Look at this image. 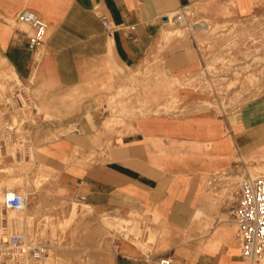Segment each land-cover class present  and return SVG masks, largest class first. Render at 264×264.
<instances>
[{
	"label": "crops",
	"instance_id": "1",
	"mask_svg": "<svg viewBox=\"0 0 264 264\" xmlns=\"http://www.w3.org/2000/svg\"><path fill=\"white\" fill-rule=\"evenodd\" d=\"M23 9L48 24L38 48L29 46L34 28L16 19ZM186 9L213 22L264 19V0H0V61L39 109L33 166L16 173L26 179L25 228L30 239L69 245L55 249L59 264H250L235 223L236 178L264 165V86L234 114L113 118L112 100H125L126 88L137 99L147 68L179 80L202 68L198 37H167L164 19ZM1 171L0 181L11 179ZM9 191L22 193L7 188L0 197ZM74 203L87 210L66 233L58 228V239L43 236L46 219L58 227ZM137 215L164 233L148 253L103 222Z\"/></svg>",
	"mask_w": 264,
	"mask_h": 264
},
{
	"label": "rangeland",
	"instance_id": "2",
	"mask_svg": "<svg viewBox=\"0 0 264 264\" xmlns=\"http://www.w3.org/2000/svg\"><path fill=\"white\" fill-rule=\"evenodd\" d=\"M169 20L172 31L167 35L168 39L177 36L198 37L202 45V68L183 80L169 78L164 70L147 68L141 72L137 99L128 97L134 89L126 88L120 93V96L126 97L125 100H112V111L115 115L119 114L113 117L115 122L117 119L122 122L124 116L148 113L189 114L207 111L222 115L234 114L259 95L264 86V19L254 15L213 22L196 17L190 9H186L171 14ZM11 69L0 61V170L11 178L7 182L0 181V192L14 188L25 193L26 179L16 173L20 166H33L32 138L35 133L32 126L36 124L39 109L27 84ZM6 159H10L11 163H5ZM262 175L264 165H254L247 173L243 172L236 178L237 188L240 179ZM44 182L46 178L42 176L36 184ZM3 195L0 197V241L11 234L32 238L31 230L26 231L25 228L26 209H6L3 206ZM73 208L72 213L66 212L64 221L58 222V227L48 217L42 235L47 236L50 230L51 236L58 239V228L66 233L76 217L87 210L82 203H74ZM31 221L29 218V224H32ZM103 222L116 237L122 236L136 243L146 253L152 249L157 237L164 234L140 215L130 219L104 217ZM46 245L48 258L45 262L59 264L55 249L69 245L59 241ZM162 259H159V264ZM169 261L175 264L172 259ZM30 263L43 264L36 261Z\"/></svg>",
	"mask_w": 264,
	"mask_h": 264
},
{
	"label": "built area",
	"instance_id": "3",
	"mask_svg": "<svg viewBox=\"0 0 264 264\" xmlns=\"http://www.w3.org/2000/svg\"><path fill=\"white\" fill-rule=\"evenodd\" d=\"M16 19L34 28L29 46L38 48L47 34V22L30 9L19 11ZM102 23L112 35L115 30L112 21L103 16ZM238 183L239 203L235 210V223L242 256L250 264H261L264 263V175L242 178ZM4 200L5 208L22 210L28 197L18 191H9ZM47 258L48 246L37 239L29 240L24 235L11 234L0 241V264H31L32 261L44 264ZM160 264H170V261L162 259Z\"/></svg>",
	"mask_w": 264,
	"mask_h": 264
},
{
	"label": "bare ground",
	"instance_id": "4",
	"mask_svg": "<svg viewBox=\"0 0 264 264\" xmlns=\"http://www.w3.org/2000/svg\"><path fill=\"white\" fill-rule=\"evenodd\" d=\"M0 99H1V97H0ZM4 100V99H3ZM7 194V193H6ZM4 199H5V197H4ZM3 199V200H4ZM5 201V200H4ZM4 201H3V206H4ZM5 207V206H4ZM26 207H27V203H26V206L22 209V210H16V211H23V210H25L26 209ZM7 209V208H6ZM11 210V209H10ZM13 210V209H12ZM45 264H47V262H45Z\"/></svg>",
	"mask_w": 264,
	"mask_h": 264
},
{
	"label": "water",
	"instance_id": "5",
	"mask_svg": "<svg viewBox=\"0 0 264 264\" xmlns=\"http://www.w3.org/2000/svg\"><path fill=\"white\" fill-rule=\"evenodd\" d=\"M164 20H165L166 22H168V21H169V17L165 18Z\"/></svg>",
	"mask_w": 264,
	"mask_h": 264
}]
</instances>
